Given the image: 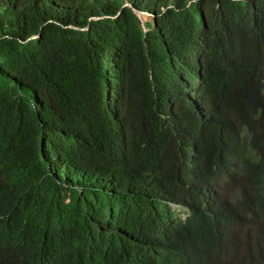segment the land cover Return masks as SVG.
I'll return each mask as SVG.
<instances>
[{
    "label": "trees",
    "instance_id": "trees-1",
    "mask_svg": "<svg viewBox=\"0 0 264 264\" xmlns=\"http://www.w3.org/2000/svg\"><path fill=\"white\" fill-rule=\"evenodd\" d=\"M6 195L29 236L0 264H240L243 240L259 254L264 0H0ZM150 240L170 249L147 258Z\"/></svg>",
    "mask_w": 264,
    "mask_h": 264
},
{
    "label": "clouds",
    "instance_id": "clouds-1",
    "mask_svg": "<svg viewBox=\"0 0 264 264\" xmlns=\"http://www.w3.org/2000/svg\"><path fill=\"white\" fill-rule=\"evenodd\" d=\"M124 6H129V4L124 2ZM145 16H148V14H145ZM101 18L104 17L101 16L88 17L89 20H98ZM70 28L73 27L70 26ZM152 179L156 181L155 182L156 184L160 185L159 188L161 193L169 187L167 184L158 182L153 176ZM11 197H12L11 195L0 197V250L10 260L19 261L25 258V254H27L26 253L27 251L23 249L22 242H24L25 239L29 236L26 234L25 231L28 225L26 223L27 219H25L23 215H17V214L14 215L15 212L14 208L10 206V204L9 206H4L5 202L8 199L10 200ZM214 199H216L215 194H211L207 197L206 199L207 205L205 206V208H208L207 210H209L212 207ZM165 203L169 206L171 212L176 214V216L180 217L181 220L185 221L189 216H191V213L188 210V208L185 209V207L178 205L175 202L172 203L166 201ZM183 205L185 206L186 204ZM253 228H254L253 225L247 227L245 230H243L241 235L244 236L246 233H251ZM256 240L259 241L258 236L256 237ZM260 241L261 242H259L260 245L259 254H257L256 256L253 254L252 250L248 248L249 247L248 243L244 242V240L240 243L237 254L238 255L237 260L240 264H245L242 260L244 258L247 259V262H249V264H264V230L262 232ZM169 249H170V244L164 240H150V241H145V246L143 250L146 253L147 258L154 259L158 257L161 253ZM41 260H43L41 264H51L47 256H45L44 259L41 258Z\"/></svg>",
    "mask_w": 264,
    "mask_h": 264
},
{
    "label": "rangeland",
    "instance_id": "rangeland-1",
    "mask_svg": "<svg viewBox=\"0 0 264 264\" xmlns=\"http://www.w3.org/2000/svg\"><path fill=\"white\" fill-rule=\"evenodd\" d=\"M139 20H140L141 24L143 25L144 22H146V21L148 20V17L145 16V15H141V16L139 17Z\"/></svg>",
    "mask_w": 264,
    "mask_h": 264
},
{
    "label": "water",
    "instance_id": "water-1",
    "mask_svg": "<svg viewBox=\"0 0 264 264\" xmlns=\"http://www.w3.org/2000/svg\"><path fill=\"white\" fill-rule=\"evenodd\" d=\"M146 13H140V12H137V16H138V19H139V17L141 16V15H145ZM143 26V28H144V25H142Z\"/></svg>",
    "mask_w": 264,
    "mask_h": 264
}]
</instances>
